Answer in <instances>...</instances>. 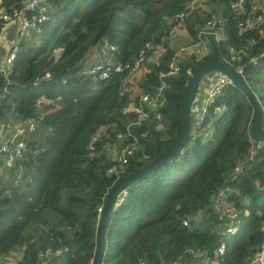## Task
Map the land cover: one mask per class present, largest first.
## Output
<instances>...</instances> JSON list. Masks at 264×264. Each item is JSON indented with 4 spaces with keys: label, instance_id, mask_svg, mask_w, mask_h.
Wrapping results in <instances>:
<instances>
[{
    "label": "trees",
    "instance_id": "obj_1",
    "mask_svg": "<svg viewBox=\"0 0 264 264\" xmlns=\"http://www.w3.org/2000/svg\"><path fill=\"white\" fill-rule=\"evenodd\" d=\"M191 1L48 0L39 39L21 43L8 75L0 74V125L36 126L27 138L23 170L0 171L1 261L20 251L12 264H91L99 209L118 180L109 174L116 144L108 151L105 137L94 152L87 146L99 129L106 128L107 137L123 131L135 118L124 109L138 99L119 95L126 73L106 81L82 73L99 43L114 45L113 59L122 64L131 63L145 43L162 44L158 64L146 62L148 72L135 80L139 94H153L175 51L169 40L174 29L188 34L182 44L189 45L195 25L216 14L223 33L220 42L207 37L205 55H185L179 73L164 79L156 109L161 120L151 117L131 128L137 148L120 178L177 139L183 90L207 62L226 61L241 70L264 111V33L239 31L240 17L227 0H209L210 14L194 13L181 25L175 17ZM252 116L245 96L226 85L207 106L204 122L194 121L180 153L125 191L106 227L102 264H246L253 258L264 245V144L250 139ZM219 194L239 212V225L214 209ZM230 227L236 228L233 234ZM221 245L224 254L216 256Z\"/></svg>",
    "mask_w": 264,
    "mask_h": 264
},
{
    "label": "built area",
    "instance_id": "obj_2",
    "mask_svg": "<svg viewBox=\"0 0 264 264\" xmlns=\"http://www.w3.org/2000/svg\"><path fill=\"white\" fill-rule=\"evenodd\" d=\"M209 0H192L185 9L176 15V20L179 24L184 22L198 9L207 8ZM230 9L240 17L237 28L239 31L258 30L264 33V0H258L259 4L253 6V11H247V0H227ZM49 2L48 0H22L19 7H7L0 5V45L5 49V53L0 60V74L7 76L9 69L12 67L16 55L20 49L21 43L30 39L34 35L42 33V26L48 20ZM217 21L215 19H208L205 22H200L195 25L196 36L189 45L180 47L175 50L169 61L166 64L164 74L159 77L160 85L153 94L137 92L134 80L138 75L142 76L148 72L145 66L146 62L154 61L158 64L159 57L165 52L164 46H153L152 42H147L139 51L137 56L131 63L122 64L115 62L113 59L117 48L108 41L99 43L98 56L99 61L92 65H84L82 73L91 77L96 81H106L113 73H126L127 76L120 87L119 95L124 98L134 99L138 96L137 102L134 105L124 109L127 114H132L135 118L132 122L127 124L123 131L115 134L113 137H107L106 128L97 130L90 138L88 143V150L94 152L97 145L103 142L106 137L104 147L108 151H112V144H116V149L113 152V161L115 167L109 170V174L115 176L116 180L128 169L131 158L137 148V138L131 133V128L139 127L142 122L153 117L155 121L161 120V115L156 111L163 91L166 89L165 78L175 76L179 73V62L185 55H205L208 50L207 37H213L216 42L223 39L221 29L216 28ZM174 29L172 32H174ZM171 32V33H172ZM170 33V35H171ZM9 34H12V39L5 43V39ZM169 35L170 44H173L172 38ZM231 53L232 49L229 50ZM151 53V54H150ZM150 54V55H149ZM241 73V70H237ZM228 84H231L229 79L221 74L216 78V83L213 91L205 100H200L196 105L197 111L195 117V125L199 126L204 122L207 112V106L211 101L220 94L221 90ZM197 101V98H195ZM224 111L223 108L219 112ZM36 129L33 121L25 123L11 124L0 127V169L14 170L20 173L23 170V162L26 160L28 151L27 138L29 134ZM240 166L235 168V172H239ZM16 183V182H15ZM17 184V183H16ZM126 196V192H122L117 199V203L121 202ZM214 209L223 218L233 220L236 225H239V212L237 209L221 199V194L213 198ZM101 209H99V213ZM183 225H187V221H183ZM236 231L235 227H230L228 233L233 234ZM225 247L221 245L216 252V256L224 254ZM9 258H5L3 264H12ZM246 264H264V245L256 255L251 258Z\"/></svg>",
    "mask_w": 264,
    "mask_h": 264
},
{
    "label": "water",
    "instance_id": "obj_3",
    "mask_svg": "<svg viewBox=\"0 0 264 264\" xmlns=\"http://www.w3.org/2000/svg\"><path fill=\"white\" fill-rule=\"evenodd\" d=\"M211 73H218L227 77L231 84L245 96L253 112L249 129L250 139L255 146L258 144H264V130L262 129L264 111L255 94L247 86L241 73L226 61L207 62L198 67L191 74L190 79L183 90L180 108V132L177 139L159 156L144 164L134 172L120 178L108 191L99 215L91 264H102L105 251L106 227L113 210L118 206L117 199L120 194L171 162L188 143L192 134V104L196 98L200 82L205 76Z\"/></svg>",
    "mask_w": 264,
    "mask_h": 264
},
{
    "label": "rangeland",
    "instance_id": "obj_4",
    "mask_svg": "<svg viewBox=\"0 0 264 264\" xmlns=\"http://www.w3.org/2000/svg\"><path fill=\"white\" fill-rule=\"evenodd\" d=\"M259 4V1L258 0H247V8L246 10L249 11H253V6H256ZM209 3L206 5L207 8L208 7ZM206 12H209L207 14H210V11H208V9H198L196 12V14H198L199 16H206ZM213 19H216V14L213 15L212 17ZM217 20V19H216ZM200 23V22H199ZM187 33V32H186ZM184 31L179 28V29H176L174 32L171 33L170 37L172 38V41H173V44H172V49H179L180 47H183L184 44L182 43H185L184 41L188 40V37H186L185 40L182 39V36L184 35ZM188 35V34H187ZM9 37H12V34L9 35ZM39 39V36H32L30 37V39H28L27 41H25L24 43H32V42H36L37 40ZM181 39V40H180ZM183 40V41H182ZM187 46V45H185ZM171 48V47H170ZM2 47L0 45V54L2 55ZM90 50H92V53L93 55H97L98 57V54H97V46H94L92 47ZM58 55V52L56 53V56ZM98 61H99V57H98ZM97 61V62H98ZM89 63H92V59L91 60H88V64ZM219 76L218 73H211V74H208L207 76H205L203 78V80L200 82L199 84V87H198V92H197V95H196V98H197V101L194 100L193 104H192V108H191V122L194 126V120H195V117H196V114H197V111L199 109L196 108V105L199 104L200 100H205L208 95L213 91L214 89V86H215V83H216V78ZM134 84H135V80L133 81ZM0 127H3L2 125H0ZM110 153V156L112 157L113 154L111 152ZM3 262H0V264H2Z\"/></svg>",
    "mask_w": 264,
    "mask_h": 264
},
{
    "label": "crops",
    "instance_id": "obj_5",
    "mask_svg": "<svg viewBox=\"0 0 264 264\" xmlns=\"http://www.w3.org/2000/svg\"><path fill=\"white\" fill-rule=\"evenodd\" d=\"M10 35V34H9ZM9 35L7 36V38L4 40L5 41V43H7L8 41H10L11 39H12V37H9ZM186 37H188L186 34H184L183 36H182V39L183 40H185L186 39ZM181 40V39H180ZM182 40V41H183ZM3 50H2V55L0 54V60H1V58H2V56L4 55V53H5V49L4 48H2ZM97 54H98V46H97ZM99 57V56H98ZM98 57H97V55L95 54V55H93V53H92V50H90L89 51V53H88V55H87V60H86V62L84 63L86 66H88V65H92V64H95V63H97V61H98ZM92 59V63H89L88 64V60H91ZM140 77H142V74L141 75H138V77H136L135 78V80L136 79H138V78H140ZM0 171H1V169H0ZM20 256H21V252L20 251H17V252H14L10 257H9V260H11L12 262H14L15 260H17V259H19L20 258ZM0 262H3V261H1L0 260ZM3 264V263H2Z\"/></svg>",
    "mask_w": 264,
    "mask_h": 264
}]
</instances>
